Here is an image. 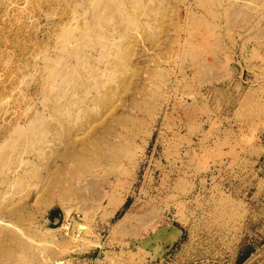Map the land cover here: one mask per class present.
<instances>
[{"label":"rangeland","instance_id":"374dc122","mask_svg":"<svg viewBox=\"0 0 264 264\" xmlns=\"http://www.w3.org/2000/svg\"><path fill=\"white\" fill-rule=\"evenodd\" d=\"M0 264H264V0H0Z\"/></svg>","mask_w":264,"mask_h":264},{"label":"built area","instance_id":"2783aa9c","mask_svg":"<svg viewBox=\"0 0 264 264\" xmlns=\"http://www.w3.org/2000/svg\"><path fill=\"white\" fill-rule=\"evenodd\" d=\"M76 218H79V215H70L69 217H66V215L63 218L62 225H61V232L65 235V237H72V236H79L83 229H81V226H77Z\"/></svg>","mask_w":264,"mask_h":264},{"label":"bare ground","instance_id":"6f19581e","mask_svg":"<svg viewBox=\"0 0 264 264\" xmlns=\"http://www.w3.org/2000/svg\"><path fill=\"white\" fill-rule=\"evenodd\" d=\"M71 152H73V151H71ZM74 154H75V152H74ZM68 155H69V152H68ZM82 158H83V156H82ZM58 170L60 171V169H58ZM59 171H57V172H59ZM55 173H56V171H55ZM47 176H48L47 180L45 181L46 184H44V186L42 187L41 192L43 195H48V197H50V196H52V191L54 190V187L57 186V183L55 180V174L54 173H48Z\"/></svg>","mask_w":264,"mask_h":264}]
</instances>
